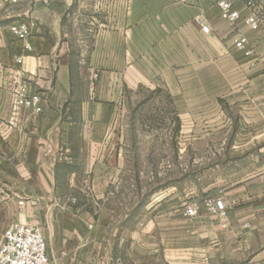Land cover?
I'll list each match as a JSON object with an SVG mask.
<instances>
[{"label": "crops", "instance_id": "1", "mask_svg": "<svg viewBox=\"0 0 264 264\" xmlns=\"http://www.w3.org/2000/svg\"><path fill=\"white\" fill-rule=\"evenodd\" d=\"M26 20L29 50L9 31ZM236 34L247 39L243 49L234 47ZM17 73L29 76L42 111L22 108L10 124L6 91ZM139 85L163 87L176 102L264 105V29L232 25L215 0H18L0 9V244L11 221L33 223L42 209L50 264H264V162L255 159L218 179L210 199L221 200L222 211L201 204L187 216L174 196H161L153 217L124 231L53 209L56 171L75 166L76 156L79 170L99 168L108 156L103 130L123 89ZM79 90L89 97L75 131L67 111Z\"/></svg>", "mask_w": 264, "mask_h": 264}, {"label": "rangeland", "instance_id": "2", "mask_svg": "<svg viewBox=\"0 0 264 264\" xmlns=\"http://www.w3.org/2000/svg\"><path fill=\"white\" fill-rule=\"evenodd\" d=\"M88 94L75 91L69 99L67 116L75 131L82 125L79 105ZM232 102V97L176 102L163 87L124 88L100 140L108 160L104 158L96 170H79L83 165L77 163L78 156L75 166H60L59 201L53 209L88 213L124 231L152 215L161 196H174L184 213L190 206L198 213L201 204L210 209L220 177L254 159L264 162V105L241 107ZM35 213L30 224L43 230L46 213Z\"/></svg>", "mask_w": 264, "mask_h": 264}, {"label": "built area", "instance_id": "3", "mask_svg": "<svg viewBox=\"0 0 264 264\" xmlns=\"http://www.w3.org/2000/svg\"><path fill=\"white\" fill-rule=\"evenodd\" d=\"M18 0H0V9L6 3L15 4ZM48 3L49 0H42ZM219 8L220 16L236 26L237 22L242 21L252 30L264 29V4L260 0H215ZM241 3L247 13L241 16L234 7V3ZM197 23L202 30L207 32L208 28L204 25L202 18H197ZM29 20L19 21L9 26V31L17 40L23 42V49L29 50L31 47L27 42L31 28ZM247 39L241 34H236L233 38V44L236 49H243ZM16 64H23V58L17 56ZM18 81L14 80V85L6 91L7 98L11 104L10 124H15L19 110L22 108L31 110L32 114H39L42 111L41 95L33 90L29 76L23 73H17ZM210 209L222 211L224 205L221 200H216L211 204ZM186 215L193 216L197 209L190 206L185 211ZM0 264H50L47 252V242L40 226L30 224L22 220L11 221L2 232V241L0 244Z\"/></svg>", "mask_w": 264, "mask_h": 264}]
</instances>
